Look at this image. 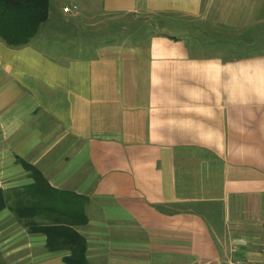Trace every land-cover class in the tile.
I'll return each mask as SVG.
<instances>
[{
  "label": "crops",
  "instance_id": "0c3cea01",
  "mask_svg": "<svg viewBox=\"0 0 264 264\" xmlns=\"http://www.w3.org/2000/svg\"><path fill=\"white\" fill-rule=\"evenodd\" d=\"M90 2L0 40V190L85 196L89 264L264 262V0ZM45 244L0 211L1 257Z\"/></svg>",
  "mask_w": 264,
  "mask_h": 264
},
{
  "label": "trees",
  "instance_id": "16d2710c",
  "mask_svg": "<svg viewBox=\"0 0 264 264\" xmlns=\"http://www.w3.org/2000/svg\"><path fill=\"white\" fill-rule=\"evenodd\" d=\"M48 12L49 0H0V40L12 48L28 44ZM22 165L33 183L0 190V211L9 209L28 233L44 235L48 251H69L65 264H89L86 240L77 230L87 223L86 197L56 189L38 169Z\"/></svg>",
  "mask_w": 264,
  "mask_h": 264
},
{
  "label": "rangeland",
  "instance_id": "374dc122",
  "mask_svg": "<svg viewBox=\"0 0 264 264\" xmlns=\"http://www.w3.org/2000/svg\"><path fill=\"white\" fill-rule=\"evenodd\" d=\"M89 1H91L90 2V6L93 7L94 10H96L95 12H97V13L98 12H101L100 11V8H101L100 0H85L86 3L87 2L89 3ZM50 3L52 4L51 6L54 9V5H56L55 4L56 3V0H50ZM66 5L67 4H63L64 7H66ZM128 31H129V29H126L123 32L128 33ZM142 40H143L142 38H138V41L141 42ZM0 254H2V252H0ZM0 264H12V263H11V260H7L6 258H4V256L1 257V255H0Z\"/></svg>",
  "mask_w": 264,
  "mask_h": 264
},
{
  "label": "built area",
  "instance_id": "2783aa9c",
  "mask_svg": "<svg viewBox=\"0 0 264 264\" xmlns=\"http://www.w3.org/2000/svg\"><path fill=\"white\" fill-rule=\"evenodd\" d=\"M77 6L76 5H67L66 7L63 8L64 12H71V11H76ZM234 252V248H232V253ZM261 254L264 256V247L261 248ZM228 264H264V262L260 263H253V262H244V261H238V260H230Z\"/></svg>",
  "mask_w": 264,
  "mask_h": 264
}]
</instances>
